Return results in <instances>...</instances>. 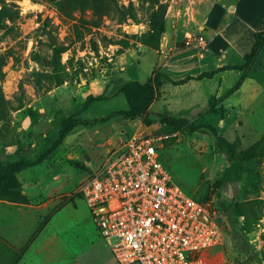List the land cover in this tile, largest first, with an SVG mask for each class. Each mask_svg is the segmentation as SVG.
Listing matches in <instances>:
<instances>
[{
    "label": "rangeland",
    "instance_id": "374dc122",
    "mask_svg": "<svg viewBox=\"0 0 264 264\" xmlns=\"http://www.w3.org/2000/svg\"><path fill=\"white\" fill-rule=\"evenodd\" d=\"M120 1L135 3L137 20L122 23L113 13L98 18L91 10L67 15L49 0H0V9L8 5L18 11L16 20H6L7 27L0 30V67L5 73L0 86L13 105L23 101L21 108L9 111L0 121L1 161L36 159L59 138L64 120L71 117L77 121L52 157L25 170L19 179L26 182L29 194L49 183L74 189L68 199L78 203L74 212L78 223L72 232L79 233L82 256L88 264H118L78 188L128 136L139 131L154 137L169 136L161 143V161L188 194L211 203L222 226L223 243L206 250L193 264H264V217L247 231L243 218L231 217L230 211L233 200L264 198V47L245 73L223 72L217 91L213 90L215 82L207 81L199 91L185 96L191 101L185 108L177 99L187 89L170 90V111L149 110L136 118L117 114L93 125L94 120L121 111H105L109 102L94 99L113 97L128 81L143 80L161 50L140 40L149 29V6L141 0ZM239 1L163 0L167 5L166 30L168 26L184 30L178 49L190 48L201 58L206 56L200 65L203 71L213 70L220 58L229 64H242L251 50L252 41L244 34L246 23L233 14ZM248 5L251 10L259 9L264 0H252ZM225 22H229L227 29L223 28ZM204 29L215 52H207L209 45L202 50L197 42L186 44L189 35L202 34ZM221 47L225 58L216 50ZM172 74L178 76L177 72ZM59 80L63 84L58 85ZM239 81L241 87L230 92ZM161 95L160 89L159 99ZM118 100L110 102L113 105ZM171 118L213 125L220 135L250 150L254 159L228 165L210 130L177 128ZM121 130L124 137L118 139ZM58 177L62 184L54 182ZM15 260L14 252L0 240V264Z\"/></svg>",
    "mask_w": 264,
    "mask_h": 264
},
{
    "label": "built area",
    "instance_id": "2783aa9c",
    "mask_svg": "<svg viewBox=\"0 0 264 264\" xmlns=\"http://www.w3.org/2000/svg\"><path fill=\"white\" fill-rule=\"evenodd\" d=\"M195 42L208 47L203 34L186 39ZM168 138L132 134L78 188L120 264H193L223 243L211 203L188 194L161 161Z\"/></svg>",
    "mask_w": 264,
    "mask_h": 264
},
{
    "label": "crops",
    "instance_id": "0c3cea01",
    "mask_svg": "<svg viewBox=\"0 0 264 264\" xmlns=\"http://www.w3.org/2000/svg\"><path fill=\"white\" fill-rule=\"evenodd\" d=\"M250 1L252 0H240L235 3V13L233 14H239L243 22L246 23L245 25L247 27H245L244 34L252 41V49L254 44V33L264 30V5L259 9L254 8L251 10L248 5ZM216 12L217 11H214L212 14L216 15ZM211 20L214 22L217 19L215 17ZM228 27L229 22H225L223 28L227 29ZM204 32L205 29L202 30L203 35ZM183 37L184 30L182 28L178 31L176 28L168 26L161 44V50L157 51L155 64L145 71V78L143 80L139 79V81H147L155 70L166 73L176 80L185 79L188 76H198L206 72L203 71L200 66L206 56L201 58L196 50L190 48L178 49V43L183 40ZM208 45L207 52H215L212 47V41H209ZM234 46L238 47L239 44L235 43ZM216 50L218 53H222L223 58L226 57L223 47L220 49L216 48ZM219 61L220 63L216 65L213 70L224 65H238L223 62L221 58ZM172 71L175 73L177 72L178 76H174ZM194 71L197 72L192 73ZM222 74L223 72H219L213 78H204L202 80L192 79L181 85H173L166 82L161 88L162 95L160 99L158 98L153 102L150 112L155 110H158V112L162 110L170 111V109H168L170 103L167 98L170 90L184 92V89H187L185 95L183 96L182 94V96L177 99V104L182 107L191 104V101L185 99V96L189 97L191 92L199 91V88L206 86L205 82L207 81L215 82L213 90L214 92L217 91L216 83H219V80L222 79ZM188 87H190V89H188ZM115 98L119 99L118 103L112 105L110 101ZM106 102H109V104L105 111H114L118 109L127 110L129 108L123 93H120ZM117 133L119 134L118 136H120L118 139L124 137L122 130ZM21 182L24 191L30 199L29 204L0 200V240L4 241L19 254L13 264H88L82 256L83 252L81 250L83 248H81L82 244L80 242L79 233L72 232L73 227L78 223V219L75 217L74 213L78 210V203L71 201V199L69 200L68 196L74 189L73 191H68L62 189V187L53 186V183H49L33 191L32 194H29L26 188V182ZM54 182H60L62 184L63 181L61 177H58ZM64 186L63 184V187ZM45 190L47 192L43 193L42 191ZM64 212H66L67 215H62ZM118 264L120 263L118 262Z\"/></svg>",
    "mask_w": 264,
    "mask_h": 264
},
{
    "label": "trees",
    "instance_id": "16d2710c",
    "mask_svg": "<svg viewBox=\"0 0 264 264\" xmlns=\"http://www.w3.org/2000/svg\"><path fill=\"white\" fill-rule=\"evenodd\" d=\"M54 2L56 6L65 14L72 15L76 12L91 10L93 16L102 18L108 14L116 15L120 22H132L137 20V9L135 3L130 1L129 5L121 3L120 0H49ZM147 4L151 9L148 25V31L141 37V41L148 47L154 50H160L162 38L166 32V15L167 5L163 0H141ZM18 17V11L12 10L8 5H3L0 9V30L7 27L6 20L15 21ZM254 44L251 51L245 55L244 62L238 65H224L212 71H206L198 76H188L185 79L176 80L171 76L161 71H154L153 75L145 82L139 80H131L125 83L118 91V94L123 93L128 102L129 108L127 110L115 111L112 115L102 118L101 120H94L93 125H97L100 121L107 122L114 118L117 114H124L133 118L146 115L153 102L158 98L160 89L166 82L174 85H181L187 83L189 80L204 78H213L219 72L228 70H238L243 73L252 65L257 55L264 47V30L254 33ZM5 77V73L0 67V80ZM245 77L243 76L242 80ZM63 84L59 80L58 85ZM241 87L239 81L230 92H235ZM113 97L95 98V101H107ZM214 99L210 100V106H213ZM19 106L5 97L2 87L0 86V121L4 120L9 111L16 110L23 106V101H19ZM171 124L177 128H185L190 132H208L210 130L215 138L217 146L225 156L228 165L236 161H249L254 159V155L250 150L240 148L237 141H231L226 137L220 135L217 128L213 125L200 124L195 125L186 118H171ZM78 124L73 118L69 117L62 123V130L59 138L47 149L43 151L36 159L32 160L22 157L16 161L4 164L0 159V200L10 201L20 204H29L30 199L24 191L23 184L19 179V175L29 168L37 167L47 160L57 151L63 144L64 139L69 132ZM264 156V155H263ZM231 217L235 219L243 218V229L250 231L254 226L264 217V198H254L249 200H233L230 204ZM7 247H9L6 244ZM15 254L16 259L19 254L9 247Z\"/></svg>",
    "mask_w": 264,
    "mask_h": 264
}]
</instances>
